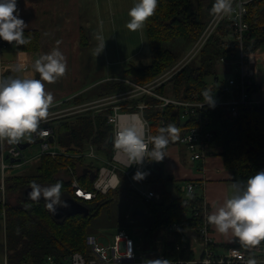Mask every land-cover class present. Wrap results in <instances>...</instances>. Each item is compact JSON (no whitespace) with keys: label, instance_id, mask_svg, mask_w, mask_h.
I'll list each match as a JSON object with an SVG mask.
<instances>
[{"label":"trees","instance_id":"1","mask_svg":"<svg viewBox=\"0 0 264 264\" xmlns=\"http://www.w3.org/2000/svg\"><path fill=\"white\" fill-rule=\"evenodd\" d=\"M213 0H158L152 16L144 22L147 46L150 61L146 64H130L126 69L128 77L139 83H145L160 75L166 69L177 63L183 56L173 49V44L183 42L189 49L202 36L207 26L215 16L210 13ZM246 20L250 25V34L244 40V51L255 53L264 45V0H248L246 3ZM229 14L224 15L212 30L200 50L189 62L170 79L160 85L157 90L160 94L179 99H193L195 95L201 100L203 91L209 89L214 92L221 82L219 77L220 66H225L233 76L232 63L240 51V46L232 34ZM24 35L28 38L26 45H19L20 50L39 52L41 48V32L39 29L25 28ZM221 58L224 60L222 61ZM212 77V81L207 78ZM229 77V78H230ZM229 81V79H228ZM227 81V83H228ZM100 91L86 95V99L99 97L105 94L120 91L126 88L123 82H103ZM236 93L235 86H231ZM227 98V95H225ZM84 96L78 95L73 101L81 102ZM160 100L150 95L137 97L132 102L158 103ZM241 114L234 117L228 105L215 104L208 106L202 118L208 121L207 130L212 133L209 143L211 148H219L227 169L232 171V183L244 182L255 170L264 168V109L240 108ZM150 121V134H158L161 126L169 123L178 129V139L171 141L166 150L179 143L180 137L194 124V118L184 121L181 118L180 105L152 107L146 110ZM112 125L102 115L92 116L89 113L69 117L56 124L58 145L65 152L79 153L88 148L91 140L97 150L111 147L108 139ZM187 149L188 160L189 150ZM217 151H215V154ZM76 170L80 165L96 170L95 161H86L83 158L62 155L54 159L44 155L31 168L20 174L8 178L9 189H17L19 198L17 203L0 204V214L5 212V242L6 260L8 264H44L47 256H53L56 264H62L76 251L88 254L90 251L86 237L91 233L90 226L100 215L102 208L108 205V197L115 191L128 188L127 180L124 185L107 194H99L91 201H81L89 207L87 215L77 214L55 218L45 206L44 198L31 200L25 195V190L32 181L41 185L62 182L61 200L73 197L71 182L64 177L67 166ZM201 165V164H200ZM148 175L143 179L149 182L154 189L160 192V200L150 202L142 209L145 214L132 215L133 217H149L147 233L153 234L158 230L167 231L172 224L178 227L168 238L165 246L175 243H186L188 237L183 233L186 226L194 225L196 220H189L184 213L194 206L202 205L204 198L201 192L187 194L182 192L181 184L184 181L165 174L163 160L146 162ZM137 168V169H138ZM83 185L91 188L92 180L89 176L81 175ZM172 186V189L171 187ZM131 195L138 196L135 190ZM126 195V194H124ZM138 200L139 196L137 197ZM191 253H183L189 257Z\"/></svg>","mask_w":264,"mask_h":264},{"label":"built area","instance_id":"2","mask_svg":"<svg viewBox=\"0 0 264 264\" xmlns=\"http://www.w3.org/2000/svg\"><path fill=\"white\" fill-rule=\"evenodd\" d=\"M247 1L232 0L233 11L229 14L230 26L233 36L239 43L240 51L235 60L230 63L233 65V76L229 78L226 85L221 84L212 92L216 103L228 105L234 117L240 116V108L242 107L264 109V92L259 93L256 89L257 82L254 80L253 65L250 62L253 54L244 51V40L250 34V25L245 18ZM223 16H214L202 36L185 57L152 80L146 83H138L129 78H110L123 82L126 88L85 102H69L70 99L55 101L49 108L48 117L41 123L42 128L48 129L49 135L39 137L35 133H31L21 139L19 143L11 145L4 141L3 147L0 148V204L6 201L9 176L14 175V172L31 168L44 155H50L54 159L67 155L97 162L98 168L94 170L95 176L93 179L90 178L92 180L91 188L83 185L79 178L84 175L83 169L87 168L86 166L80 165L78 170L70 165L66 168L67 174L64 177L71 182L74 198L79 202L91 201L97 198L99 194H107L112 190H116L124 185L125 180H127L128 189L135 190L142 202L150 203L160 200V193L148 187L143 179L140 181L132 179L134 172L139 166L144 167L148 171L146 166L147 159H145L143 164L129 166V162L123 154L114 158L112 142L110 143V148L101 150V152L97 150L96 145L91 140L88 143V148L79 153L73 154L61 149L56 136V124L63 119L80 116L85 113H89L92 116H104L107 123L113 127L110 135H113L115 131L114 123L110 122V119L115 121L117 116H122L126 120L128 115L137 113L145 124L147 139V136L151 134L150 121L146 116V110L152 107L180 105L181 118L184 121H190L193 116L195 118L194 124L185 130L176 146L185 145L189 150V158L192 161L199 162L203 169L206 161L216 151L215 148L209 146L212 133L206 128L208 121L202 118L209 105L206 104L205 100L197 98V95L193 99L179 100L160 94L157 88L189 62L203 46ZM8 43V41L0 39V77H5L2 54ZM221 60L223 61L224 59L221 58ZM232 85L235 86L236 93H234ZM145 95H150L160 101L158 103L132 102L133 99ZM225 95H227V98H225ZM50 137H53V140H50ZM40 139L42 141L36 143ZM23 143H28L29 145L23 148L21 146ZM33 144H38L39 149L35 150L36 154L30 155L27 150ZM84 176L90 177V173ZM113 176L120 183L115 188L108 187L105 190V185L112 181ZM180 189L187 194L201 192L203 196V184L195 180L184 181ZM209 212L210 208L205 200L202 205L194 206L186 211L184 216L189 220L194 218L196 220H194V225L186 226L183 233L187 236L186 230L190 228L194 231V236L192 238L187 236L189 241L186 243H175L172 246H165L155 258H145L134 236L130 235L125 229H119L113 234L112 241L107 244L102 243L96 234L90 233L86 237V243L90 248L89 253L86 255L79 251L73 252L62 264H149V261L158 258L167 260L168 264H246L247 260L253 255L257 258L258 264H264L263 241L259 245L250 248L242 244L223 246L216 243L212 236L214 225H210L206 219ZM129 221L134 222L131 216H129ZM177 227V224H172L167 230L173 232ZM234 250L236 255H233ZM187 252L191 253L190 256L188 258L183 257L182 254ZM4 264H8L7 260ZM44 264H56L55 258L47 256Z\"/></svg>","mask_w":264,"mask_h":264},{"label":"clouds","instance_id":"3","mask_svg":"<svg viewBox=\"0 0 264 264\" xmlns=\"http://www.w3.org/2000/svg\"><path fill=\"white\" fill-rule=\"evenodd\" d=\"M158 0H134L128 9L130 19L126 27L130 31L140 29L144 22L153 15ZM233 11L232 0H213L210 13L215 16L230 14ZM25 20L19 15L17 0H0V39L15 42V45H26L28 38L24 35ZM97 40L104 43L102 36ZM59 43V42H57ZM39 78L23 72V65L17 63L13 70L21 75L0 77V148L6 141L9 145L16 144L26 135L35 133L39 137L49 135L41 123L49 115L53 104V94L45 88V82L52 83L63 76L67 68V60L59 47L42 53L32 61L31 65ZM203 97L211 107H215L214 94L209 90L203 91ZM114 123L115 131L112 136L114 158L123 154L129 166L143 164L148 161H162L167 155V145L178 139V129L174 124L161 126L156 135H148L146 139L145 124L141 116L133 113L127 116H117ZM148 175L139 168L132 179L140 181ZM120 183L115 176L105 185L115 188ZM28 196L31 200L41 197L50 211H55L57 205L67 207V201L61 200L62 182L41 185L32 181ZM231 194L222 203L213 204L206 219L215 230L225 236L238 238L245 247L259 245L264 240V168L252 172L244 182L231 185ZM236 255V251H233ZM149 264H168L165 259H155ZM246 264H258L257 258L251 256Z\"/></svg>","mask_w":264,"mask_h":264},{"label":"rangeland","instance_id":"4","mask_svg":"<svg viewBox=\"0 0 264 264\" xmlns=\"http://www.w3.org/2000/svg\"><path fill=\"white\" fill-rule=\"evenodd\" d=\"M37 1L39 0H20L18 11L19 15L25 20V28H36L42 32L41 49L38 56L49 52L55 47H59L67 60L65 74L52 83L45 82L46 90L53 94V102L60 99H70L69 102H71L78 95H82L85 98L81 102L91 100L93 98L86 99V95L90 93L96 94V92L100 91L104 86L103 82L118 81L110 78L131 79L126 76L128 75L126 69L130 64L142 65L150 61L144 24L136 31H130L126 27V23L130 19L128 9L133 5L134 0H102V2L98 0L96 3L89 4L87 9L83 7L84 16L83 13L78 15V5L74 6L68 13L66 12V6L71 5H64L63 11L55 12L53 17L52 15H47L50 12H47ZM36 2L37 5H34ZM83 18L90 19L93 25H87L83 22ZM79 22H83L81 34L76 29V25ZM62 23L70 24V26L61 27ZM97 35L102 36L103 44L97 40ZM86 38H88L86 45L78 44L80 40L85 42ZM172 47L180 56L184 55L183 57L192 49H189L188 45H184L180 41L174 43ZM12 48H16V45L13 44ZM257 53L259 58L255 62L258 63V67L262 71L260 76L264 81V45L257 50ZM79 62L80 69L75 66ZM111 66L114 68L113 73L116 75H109L110 72L108 70L112 68ZM230 75L231 73L224 65L220 66L219 77L221 82H227ZM207 79L212 81L211 77ZM38 149L39 145L33 144L27 152L30 155H34L36 154L35 150ZM21 172L17 171L14 174L17 175ZM8 186H12L11 183L9 185V181ZM170 187L172 189V186ZM12 188L11 190L7 187L6 201L1 204L3 210L6 203H17L19 193L17 189ZM131 190L128 188L124 189L123 192L126 195L120 191L111 193L108 197L110 202L102 208L100 215L91 224V233L97 236L100 235L101 241L106 242L107 239L112 241L113 234L119 229H125L130 235H133V232L137 231L136 229L139 230L142 227L139 224L131 223L129 216L136 218L132 215L137 214L136 211L142 210L149 203L139 201L137 198L139 195L137 197L131 195ZM139 199H141L140 196ZM4 215L5 212L0 214V264H3L6 259ZM143 221L149 224V217L144 215ZM143 221H140L142 225H147ZM191 231L190 229L189 232ZM262 241L264 242V240ZM145 247L148 249L153 246L150 243H146ZM145 255H147L146 252ZM145 258L150 259L149 256H145Z\"/></svg>","mask_w":264,"mask_h":264},{"label":"crops","instance_id":"5","mask_svg":"<svg viewBox=\"0 0 264 264\" xmlns=\"http://www.w3.org/2000/svg\"><path fill=\"white\" fill-rule=\"evenodd\" d=\"M37 2L38 4L42 5L47 12H50L47 15H52V17L55 12L63 11L62 9L64 5H71V6H66L67 13L69 10H72L74 6L78 5L79 8L78 15H80V13H83L84 16L85 13L83 7L87 9L89 4L91 5V3L93 2L96 3L98 2V0H42V2L41 0H39ZM37 2L34 5H37ZM100 2H102V0H100ZM19 5H20V0H18L17 3L18 7ZM85 18H87V16H85ZM83 22H85L87 25L91 24L90 19L88 20L83 18ZM83 22H79L76 25V29L78 32H80V34L83 31V25H82ZM63 26L68 27L70 26V24L62 23L61 27ZM41 38H42V32H41ZM86 39L87 40L85 42H82V40H80L78 44H81L82 46L86 45L88 43V38ZM9 43L10 45L7 46V48L4 50L2 54L4 76L8 77L10 75L13 76L21 75L23 72H27L28 74L34 75L37 78H39V73H35L31 65H32V61L35 58L39 57L38 53L40 51L34 52V51L20 50L17 45L16 48H12V45L15 43L12 42ZM252 54H253V58L251 59L252 60L251 63L253 65L254 80L257 82L256 89L258 90L259 93H262L264 92V81L263 78L260 76L262 75V71L259 69L258 63H256L259 58L258 53L256 52ZM17 63L23 65L22 73H17L13 70L14 65H16ZM108 63L110 64V62ZM75 66H78L80 69V62L77 65L75 64ZM113 71H114L113 67L109 69L108 70V72H110L109 75H116L113 73ZM226 83L227 82H220L218 86H220L221 84L226 85ZM166 151H167V155L163 159L165 174L172 175L177 180H181V181L195 180L203 184V189H202L203 198L209 205L210 211L212 210L213 204L222 203L223 199L231 194L232 191L231 185L233 184L232 183L233 173L232 171H230L225 167L223 156L219 155L220 154L219 148H216L217 153L211 156L206 161V164L203 169L199 162H190V160H188V151L183 146L172 145ZM143 181L148 187L154 189L149 182H146L145 180ZM154 190L159 192L157 189ZM132 220H134V222L131 223L139 224L142 226L139 230L136 229L137 231L135 233L133 232V236L137 244L140 245L143 255L149 256L150 258H155L163 250V248L166 245V242L168 241V238H170L171 235H173V232L158 230L153 234H148L147 233L148 226L142 225V223L140 222L144 220V215L142 217L132 218ZM143 223L147 224L145 221H143ZM189 229L186 230L187 236L189 238H192L194 236V231L189 232L188 231ZM212 236L214 241H216V243L222 244L223 246H228L232 244L241 245L238 238L232 237L231 235L225 236L221 233H218L215 230V226H213ZM98 237L100 239L101 236L98 235ZM101 242L107 244L109 241L107 239L106 242L103 241ZM146 243H150V245H152L153 247H149L148 249H146L145 247ZM5 244L6 242L4 243V247ZM145 252L147 253V255H145ZM5 261L6 259L4 260V263Z\"/></svg>","mask_w":264,"mask_h":264},{"label":"water","instance_id":"6","mask_svg":"<svg viewBox=\"0 0 264 264\" xmlns=\"http://www.w3.org/2000/svg\"><path fill=\"white\" fill-rule=\"evenodd\" d=\"M112 136L113 135H110L109 136V143H111V140H112ZM50 140H53V137H50L49 138ZM42 141L41 139L40 140H37L36 143ZM29 144L28 143H23L21 144V146L23 148L27 147ZM87 173H90V178H94L95 176V171L94 170H90L88 167L87 168H84L83 169V174L86 175ZM31 191V187H27L26 190H25V195L29 198L28 196V193ZM43 198V197H41ZM63 201H67L68 203V206L67 207H63V206H60V205H57L55 206L56 207V210L55 211H50L53 216L55 218H63L64 216H72V215H77V214H85L87 215L90 211L89 207L86 206L85 204L79 202L78 200H76L75 198L73 197H68V198H65L62 200ZM137 215H141V214H145V211L144 210H138L136 211Z\"/></svg>","mask_w":264,"mask_h":264},{"label":"bare ground","instance_id":"7","mask_svg":"<svg viewBox=\"0 0 264 264\" xmlns=\"http://www.w3.org/2000/svg\"><path fill=\"white\" fill-rule=\"evenodd\" d=\"M87 255V254H86Z\"/></svg>","mask_w":264,"mask_h":264}]
</instances>
